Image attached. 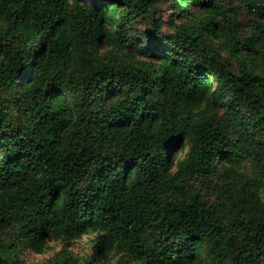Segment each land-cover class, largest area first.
I'll return each mask as SVG.
<instances>
[{
	"label": "trees",
	"instance_id": "1",
	"mask_svg": "<svg viewBox=\"0 0 264 264\" xmlns=\"http://www.w3.org/2000/svg\"><path fill=\"white\" fill-rule=\"evenodd\" d=\"M227 1L249 36L222 0H0V264H264V0Z\"/></svg>",
	"mask_w": 264,
	"mask_h": 264
},
{
	"label": "rangeland",
	"instance_id": "2",
	"mask_svg": "<svg viewBox=\"0 0 264 264\" xmlns=\"http://www.w3.org/2000/svg\"><path fill=\"white\" fill-rule=\"evenodd\" d=\"M229 8L234 9L239 16V19L242 23V25L245 28V31L243 33V36H249L250 31L247 30V24L250 20V17L245 13L243 8L237 4H233L227 0H222ZM172 10L168 4L167 1H163L159 9L157 10V15L161 17L163 21V26L162 30L164 31H170V27L168 25V21L171 17ZM165 21V22H164ZM90 236L88 235H83L81 238L72 240L68 243L67 248L75 253H80V254H85L88 256L90 250H91V245H90ZM62 247V243L58 240H48V248L46 249L45 252L43 253H35L31 250H27L24 252L26 261L28 264H38L47 258L51 257L56 251H58ZM93 264H102L101 260L95 256L92 260Z\"/></svg>",
	"mask_w": 264,
	"mask_h": 264
}]
</instances>
